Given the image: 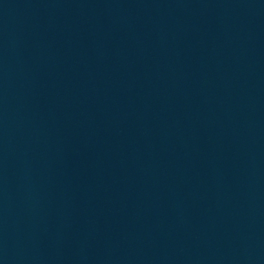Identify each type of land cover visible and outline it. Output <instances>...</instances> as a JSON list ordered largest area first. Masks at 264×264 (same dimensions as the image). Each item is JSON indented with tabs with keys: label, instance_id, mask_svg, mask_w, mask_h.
<instances>
[{
	"label": "water",
	"instance_id": "95a60500",
	"mask_svg": "<svg viewBox=\"0 0 264 264\" xmlns=\"http://www.w3.org/2000/svg\"><path fill=\"white\" fill-rule=\"evenodd\" d=\"M0 264H264V0H0Z\"/></svg>",
	"mask_w": 264,
	"mask_h": 264
}]
</instances>
